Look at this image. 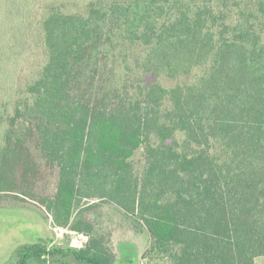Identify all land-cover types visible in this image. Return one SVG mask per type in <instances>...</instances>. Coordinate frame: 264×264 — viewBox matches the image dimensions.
Returning <instances> with one entry per match:
<instances>
[{
  "label": "trees",
  "instance_id": "trees-1",
  "mask_svg": "<svg viewBox=\"0 0 264 264\" xmlns=\"http://www.w3.org/2000/svg\"><path fill=\"white\" fill-rule=\"evenodd\" d=\"M69 1L0 0V198L34 200L42 162L51 227L87 241L8 264H114L103 206L171 264H255L264 0Z\"/></svg>",
  "mask_w": 264,
  "mask_h": 264
},
{
  "label": "rangeland",
  "instance_id": "rangeland-1",
  "mask_svg": "<svg viewBox=\"0 0 264 264\" xmlns=\"http://www.w3.org/2000/svg\"><path fill=\"white\" fill-rule=\"evenodd\" d=\"M80 5H82L80 1L73 0L67 2L65 7L70 11H76L80 9ZM165 84L170 85L171 83L165 82ZM140 160L141 151L135 155L134 163L139 166ZM39 164V172L28 183V188L35 201L17 200L12 196L0 198V200H4L0 201V264L11 262L19 247L43 244L44 241L48 246L71 247V239L76 236L75 233L68 230L52 228L51 218L39 205L38 202L41 198L54 194L57 181L55 169L45 167L42 162H38ZM102 209V212L107 214L108 220L112 218L113 222L111 232H108L109 234L113 233V237L112 235L111 237L116 250L114 264H171L165 256L149 253L151 240L145 229L132 228L129 222L117 217L114 210L109 211L106 206H103ZM109 223L111 225L110 221ZM122 238L126 239L122 240ZM127 247L137 254L127 253L125 251ZM124 256L126 258H123ZM60 264H68V261ZM255 264H264V257L257 258Z\"/></svg>",
  "mask_w": 264,
  "mask_h": 264
},
{
  "label": "built area",
  "instance_id": "built-area-1",
  "mask_svg": "<svg viewBox=\"0 0 264 264\" xmlns=\"http://www.w3.org/2000/svg\"><path fill=\"white\" fill-rule=\"evenodd\" d=\"M71 239L70 245L72 248H81L83 246V241H85L87 238L83 235L75 234Z\"/></svg>",
  "mask_w": 264,
  "mask_h": 264
},
{
  "label": "crops",
  "instance_id": "crops-1",
  "mask_svg": "<svg viewBox=\"0 0 264 264\" xmlns=\"http://www.w3.org/2000/svg\"><path fill=\"white\" fill-rule=\"evenodd\" d=\"M86 241H87V239H86L85 241H83V246L85 245ZM43 244H45V245L47 246V249H48V250H49V249H52V248H55V247H53V246H48V245L45 243V241H44ZM50 245H51V243H50ZM83 246H82V247H83ZM82 247H81V248H82ZM59 248L66 249V248H68V247H66V246H61V247H59ZM70 248H72V247H70ZM76 249H79V248H76Z\"/></svg>",
  "mask_w": 264,
  "mask_h": 264
}]
</instances>
